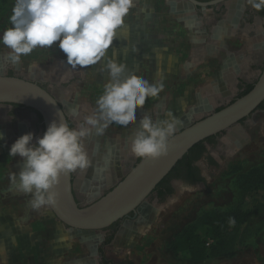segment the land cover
Returning <instances> with one entry per match:
<instances>
[{
  "label": "crops",
  "instance_id": "crops-1",
  "mask_svg": "<svg viewBox=\"0 0 264 264\" xmlns=\"http://www.w3.org/2000/svg\"><path fill=\"white\" fill-rule=\"evenodd\" d=\"M14 3L15 0H5L0 11V26L9 22ZM153 4L151 0H135L125 18V27L119 31L106 57L126 64L129 72L145 77L150 83L162 79L164 85L158 98L146 100L144 108L137 109L136 123L122 128L125 152H129L131 140L139 130L138 121L145 115L153 112L155 121L165 119L168 111L182 121L202 118L204 111L221 109L237 99L247 86L257 81L263 69L258 63L260 57L264 61V40L258 34L262 30L261 21L257 22L259 32H253L246 24L241 27L239 22L221 21L206 37L202 18L195 17L172 0L163 2V12ZM166 18H177L184 23L190 33L188 51H172L160 31V22L164 24ZM8 52L5 46L0 47V66H18L8 59ZM104 62L85 69L93 87H101L108 81L107 72L100 70ZM56 68L71 69L65 60L59 61ZM32 71L37 75L45 73V68L36 62ZM29 132L34 137L43 136L42 119L37 112L0 105V133L4 136L0 140V264H134L142 248L139 240L158 220L155 207L150 204L139 208L134 219L124 222L108 244L103 242V233L68 229L48 208L33 210L29 206L31 194L17 193L12 186L13 175L18 176L23 160L18 155H9L11 145ZM210 155L219 161L215 151ZM211 157L205 155L197 163L201 171L202 168L207 172L216 171V167L208 164ZM122 174V171L116 172L115 181ZM205 175L202 177L206 178ZM158 253L161 264H170L163 252Z\"/></svg>",
  "mask_w": 264,
  "mask_h": 264
},
{
  "label": "clouds",
  "instance_id": "clouds-1",
  "mask_svg": "<svg viewBox=\"0 0 264 264\" xmlns=\"http://www.w3.org/2000/svg\"><path fill=\"white\" fill-rule=\"evenodd\" d=\"M246 3L257 12L264 10V0ZM134 4L135 0H15L9 16L11 26L0 33V44L9 49L12 63L21 62L37 47L56 46L71 69H87L104 60L100 70L108 74L95 110L77 127L53 120L42 137L29 132L11 145L9 155L23 160L22 170L13 175V189L31 194L29 206L35 211L56 206L61 176L82 173L92 166L87 138L93 133L104 135L112 125L127 129L135 124L137 109H143L146 100L158 98L164 89L162 79L150 83L129 72L126 64L106 58ZM165 116L158 121L147 115L140 119L129 148L135 158L156 160L167 154L183 121L171 111Z\"/></svg>",
  "mask_w": 264,
  "mask_h": 264
},
{
  "label": "rangeland",
  "instance_id": "rangeland-1",
  "mask_svg": "<svg viewBox=\"0 0 264 264\" xmlns=\"http://www.w3.org/2000/svg\"><path fill=\"white\" fill-rule=\"evenodd\" d=\"M151 2H154L155 4L153 5L157 6L159 8L158 10L163 12L164 0H151ZM1 9L0 7V11ZM165 12H167V9ZM210 12L211 10H202L203 27L208 28L214 25L213 20L215 19L213 16L209 17ZM176 19L177 18H172L168 20L166 18L164 22L165 28L163 27L164 24L162 23L161 25L160 22V26H162L160 31L161 34L165 36V39L169 41L173 52L174 50L185 52V50L187 49L188 51L190 47V42L188 41L190 33L185 29L184 23ZM3 25L0 26V33L11 26L9 22L7 25ZM0 47L3 48L4 46L0 44ZM259 59H261L258 62L259 67L262 68L264 65L263 57ZM61 60L66 61V56L58 47L53 46L51 49L37 47L31 55L22 57L18 66H9L8 68H11L9 70L10 73H24L22 75H26L27 73L33 72L32 69L35 63L39 62L40 65L44 66V72H51L50 74H52V68ZM6 69L7 68L4 67L1 72L3 74L6 73ZM65 69L67 71L71 70L68 68ZM76 72L80 76V79H77L78 81L70 84L66 88L68 91V99L64 103L65 111L71 119L79 112L88 113V115L92 114L96 107L95 101L103 93L104 88V85L101 87L91 86L87 80V75H85V69H76ZM141 75L146 76V73H142ZM239 96L237 98H239ZM207 115L205 114L203 118ZM198 120H200V118L194 121ZM191 123L184 122L182 127L177 128L178 131L175 133L181 131ZM250 123L251 126L246 131L239 146L228 149L229 156L227 159L220 160L218 158L219 165L216 171L207 172V170L201 167L203 170L201 174H206V178H204L208 186L207 190H210L209 196L208 192L202 187H193L185 183L175 184V191L171 198L165 200L163 203H155L152 202L153 199L150 197V199H147V201L139 207L149 206L150 204L153 205L158 220L155 222L151 231L139 240L142 248L140 254L137 253L136 256L139 258H134V264H161V257L158 252L161 250L165 238L164 233L167 232L168 235H171L176 232L177 227L179 228L181 223L185 222L186 219H191L202 210H207L211 207L223 210H238L247 215V220L241 226L236 244L237 256L234 259L212 260L207 257L200 264H264V113H254L250 118ZM122 131L123 129L121 126L112 125L102 136H96L94 133L91 135L90 141L97 147L96 152L100 156L99 159L108 158L109 161V159L112 158L113 167L104 166L103 170L100 171V174L106 177L100 184L90 181L93 175L91 168H88L82 173H74L73 187L75 190L78 191L82 189L84 193L90 192L92 194L91 196H89V194L88 196L90 198L86 200L80 199L82 204L86 201L89 203L94 202L110 191L117 182L124 177L126 172L123 173L120 178H116L118 181H115L114 178H110L111 180L108 181L109 178L107 177L112 175V171H114V173H120L118 169L119 164H117L116 160L117 155L108 156L106 152H108L109 148L113 145L119 147V142L122 140ZM231 168H235L232 170L235 172H230L229 176H226L225 173H228ZM108 169H110L111 172H107ZM79 198L82 197L79 195ZM203 233L206 243L205 246L209 247V245L213 243L212 237L205 229ZM170 264L187 263L172 260Z\"/></svg>",
  "mask_w": 264,
  "mask_h": 264
},
{
  "label": "water",
  "instance_id": "water-1",
  "mask_svg": "<svg viewBox=\"0 0 264 264\" xmlns=\"http://www.w3.org/2000/svg\"><path fill=\"white\" fill-rule=\"evenodd\" d=\"M208 7L224 0L198 3ZM264 102V66L252 89L217 112L195 121L175 133L167 154L156 159L140 160L106 194L86 206H79L72 189L71 174L61 176L58 201L48 207L65 227L80 232L102 231L135 214L150 197L157 185L196 144L230 129L248 117ZM0 105H19L37 112L42 118L44 132L53 120L67 122L57 101L37 84L0 73Z\"/></svg>",
  "mask_w": 264,
  "mask_h": 264
},
{
  "label": "flooded vegetation",
  "instance_id": "flooded-vegetation-1",
  "mask_svg": "<svg viewBox=\"0 0 264 264\" xmlns=\"http://www.w3.org/2000/svg\"><path fill=\"white\" fill-rule=\"evenodd\" d=\"M164 1H167V0H164ZM172 1L174 3L182 6V8L185 11L189 12L190 14H193L195 17H198V18H202V16H201L202 10H211L209 17H211V16L214 17L215 20H213V19L212 20H213V23L215 25L214 26L212 25L208 28L203 27L204 36H206V37H208L209 35H211L213 33L214 28H216V26H217L216 24H218L221 21L231 20L233 22H239L241 24V27H243L245 24L249 25V26H251V30H253V32L254 31L259 32L258 31L259 26L257 25V22L261 21L262 30L258 34L262 38V40H264V10H261L259 12L255 11L254 9L251 8L250 5H248L246 3V0H224V1H221L217 4H215V5L208 6L205 8L200 7V6H195L191 2H189L188 0H172ZM194 1H196L198 3H208V2H212L214 0H194ZM254 59H256V57H254ZM3 69H4V66H0V73ZM10 69L11 68H7L6 73H4V74L7 76H14V77H18V78H22V79L31 81V82L37 84L38 86H40L41 88H43L44 90H46L57 101V103L62 108V110L65 114L67 123L70 127H73V128L77 127L81 122H83L84 117L88 115V113L79 112V113H76L73 116V118L71 119L70 116L65 111L64 103L68 99V91L66 90V88L70 84H72V83H74L80 79V76L77 74L76 71H63V69L56 68V65H55L52 68L53 69L52 74H50L51 72H48V73L45 72V73H40V74L36 75L35 73L31 72V73H27L26 75H22V74H18V73H14V72L10 73L9 72ZM243 81L246 82L247 79L243 78ZM8 106H12L14 108H26V107H22L19 105H8ZM26 109H28V108H26ZM217 110H218V108L210 109L209 111H204L203 114L207 115L213 111L217 112ZM256 112H263L264 113V109H261L258 107L248 117L242 119L241 121H239V123L232 126L230 129L223 131L222 133H219L215 136L210 137L211 142L205 144V148H206V154L205 155H208L209 157H211V155H210L211 151H215L218 154L219 159H221V160L227 159V157L229 156L228 155V149H232L233 147L239 146V144L243 140L244 135L246 134V131L251 126L250 118ZM9 114H10V112H9ZM9 114L7 115V117L9 116ZM203 116H205V115H203ZM150 117L155 121V116H154L153 112H151ZM9 118H10V116L8 117V119ZM184 122L185 123H187V122L191 123L193 121L192 120H188V121L184 120L183 123ZM138 124H139V121H138ZM128 131H133V130L129 129ZM176 131H178V129ZM90 138H91V136L85 140V146H86V149L89 153V157L92 161V166L90 168L93 171V175H92L90 181L96 182L97 184H100L106 178L104 175L102 176V174H100L101 173L100 171L103 170L104 166L105 167H113L112 166L113 159L112 158L109 159L110 162L108 161V158L99 159L100 156L96 152L97 147L95 146V144L91 143ZM124 140L122 139L121 142H119V147L113 145L109 148V151L106 152V154H108V156L109 155L112 156L114 154L117 155L116 160H117V164H119L118 169H119V171H122L123 173H125V172L129 171L131 168H133L139 160V159L135 158L130 153V151L129 152L124 151V149H123V147H125L124 146V144H125ZM205 155H204V157H205ZM211 158L214 159V157H211ZM214 161H215V159H214ZM215 162L217 164L216 168H218L219 162H217V161H215ZM109 171L111 172L110 169L107 170V172H109ZM111 173H112V175L107 176L109 178L108 181L113 179V177H114V174H115L114 171H112ZM73 177H74V173L71 174V179H72V189H73V195H74L75 201L77 202V204L79 206L88 205L89 202L86 201L82 204L80 199L86 200V199L90 198L89 196H91L92 194L90 192L84 193L82 189H80L78 191L75 190V188L73 187V181H74ZM175 184H184V182L181 180H172L170 182V186H171L173 193L175 191ZM173 193H172V195H173ZM79 195L82 198H79ZM172 195L170 197L166 198V200L171 198ZM151 197L153 199L152 202L160 203L157 200L156 195L151 196ZM148 199H150V197ZM135 216H136V213L131 214L128 218H125V219L119 221L118 226L116 227L115 231L113 232L114 234L111 232V230H109V228L111 226L105 230L97 231V232H90V233H103L104 234L103 235V237H104L103 242L104 243L106 242L107 238H109L113 234V238L111 240V241H113L115 235L117 234V232L119 231V229L121 228L123 223L126 221H131L132 219H134ZM102 263H104V262H102ZM122 263L123 262H120L118 264H122ZM104 264H106V263H104Z\"/></svg>",
  "mask_w": 264,
  "mask_h": 264
},
{
  "label": "trees",
  "instance_id": "trees-1",
  "mask_svg": "<svg viewBox=\"0 0 264 264\" xmlns=\"http://www.w3.org/2000/svg\"><path fill=\"white\" fill-rule=\"evenodd\" d=\"M4 4L5 0H0L1 8ZM254 84L247 86L239 97L248 93ZM259 108L264 109V102ZM210 142L211 139L209 138L192 147L175 165L171 172L157 185L150 197L156 195L157 200L163 203L173 193L170 186L172 180H181L186 185L202 187L208 192L209 196L210 190H207L206 180L202 177L201 169L197 163L204 158L206 154L205 144ZM208 164L209 166L217 167L216 162L212 158H208ZM234 169L231 168L225 175L229 176L230 172L234 173L235 171H232ZM246 220L247 215L245 213L234 209L223 210L211 207L207 210H202L198 215L182 222L181 226L179 228L177 227L176 232L171 235L165 232L166 238L163 240L160 252L164 253V257L168 263L174 260L187 264H200L207 257L212 260L234 259L237 256L236 244L239 232L242 224ZM118 224L119 222L113 224L109 230L113 233ZM204 229L212 237L213 243L209 247L205 246ZM113 234L107 238L105 244L111 242ZM122 264L132 263L123 262Z\"/></svg>",
  "mask_w": 264,
  "mask_h": 264
},
{
  "label": "built area",
  "instance_id": "built-area-1",
  "mask_svg": "<svg viewBox=\"0 0 264 264\" xmlns=\"http://www.w3.org/2000/svg\"><path fill=\"white\" fill-rule=\"evenodd\" d=\"M208 245V244H207Z\"/></svg>",
  "mask_w": 264,
  "mask_h": 264
}]
</instances>
